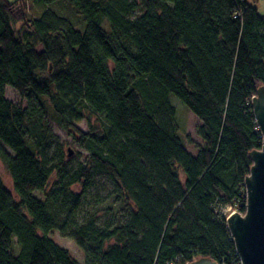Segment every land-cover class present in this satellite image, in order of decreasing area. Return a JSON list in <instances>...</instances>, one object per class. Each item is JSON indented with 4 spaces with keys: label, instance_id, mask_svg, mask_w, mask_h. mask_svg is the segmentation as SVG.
<instances>
[{
    "label": "trees",
    "instance_id": "trees-1",
    "mask_svg": "<svg viewBox=\"0 0 264 264\" xmlns=\"http://www.w3.org/2000/svg\"><path fill=\"white\" fill-rule=\"evenodd\" d=\"M6 85L39 104L16 106ZM261 86L264 14L248 0H0V158L18 196L0 177V264H241L222 208L246 212ZM172 96L200 121L196 154ZM48 120L88 164L52 155ZM97 172L113 184L116 223L78 221Z\"/></svg>",
    "mask_w": 264,
    "mask_h": 264
},
{
    "label": "rangeland",
    "instance_id": "rangeland-1",
    "mask_svg": "<svg viewBox=\"0 0 264 264\" xmlns=\"http://www.w3.org/2000/svg\"><path fill=\"white\" fill-rule=\"evenodd\" d=\"M14 1V0H10ZM251 4L257 7L259 13L264 14V0H248ZM27 8L31 16H38L40 14V9L36 5L28 1ZM21 23L15 24V27H20ZM5 96L12 101L16 106L26 108L39 104V100L35 97H22L13 87L6 85L4 87ZM45 102H49L48 98H42ZM171 104L176 109V118L179 125L180 133L178 136L187 138V149L196 154L197 145L201 143V138L197 134V127L200 124L198 117L193 114L186 105L182 103L177 97L172 96ZM48 104V103H47ZM53 131V143H52V155L64 154L65 159L68 161L71 167H77L80 164H88L89 153L81 145H79L74 137L61 127H59L52 120H48ZM92 123L95 126L99 125V122L92 119ZM77 127L83 132H88L89 127L86 120H82L77 123ZM0 177L6 187L13 193V195L18 199L14 188L12 178L0 158ZM55 177H52L51 184H54ZM72 190L79 193L81 191L80 185H74ZM35 196L43 198V193L41 191L34 192ZM119 204L116 202L115 195L113 194V184L107 174L97 172L93 175L87 192L83 195V204L80 208L78 221L82 222L88 216H96L99 225L110 224V222L116 223L118 219H123L121 217L122 210L119 209ZM238 212L230 206L222 208V214L228 218L232 213ZM243 214V213H241ZM69 232L62 233L59 230H53L48 233L57 244L62 247L67 248L72 256L80 263L84 262V255L82 249L77 245L75 240L69 235ZM17 249V247H16Z\"/></svg>",
    "mask_w": 264,
    "mask_h": 264
},
{
    "label": "water",
    "instance_id": "water-1",
    "mask_svg": "<svg viewBox=\"0 0 264 264\" xmlns=\"http://www.w3.org/2000/svg\"><path fill=\"white\" fill-rule=\"evenodd\" d=\"M253 115L262 136L261 149L251 151L253 164L245 178L246 212H234L227 225L241 264H264V86L251 101ZM188 264H219L201 257Z\"/></svg>",
    "mask_w": 264,
    "mask_h": 264
}]
</instances>
